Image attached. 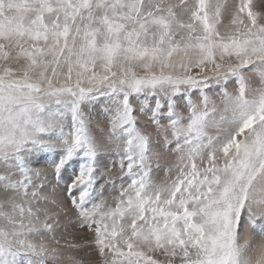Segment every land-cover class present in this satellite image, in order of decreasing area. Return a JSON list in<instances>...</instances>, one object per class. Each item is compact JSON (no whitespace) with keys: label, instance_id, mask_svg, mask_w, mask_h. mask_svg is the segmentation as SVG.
Here are the masks:
<instances>
[{"label":"snow or ice","instance_id":"obj_1","mask_svg":"<svg viewBox=\"0 0 264 264\" xmlns=\"http://www.w3.org/2000/svg\"><path fill=\"white\" fill-rule=\"evenodd\" d=\"M0 264H264L254 0H0Z\"/></svg>","mask_w":264,"mask_h":264},{"label":"rangeland","instance_id":"obj_2","mask_svg":"<svg viewBox=\"0 0 264 264\" xmlns=\"http://www.w3.org/2000/svg\"><path fill=\"white\" fill-rule=\"evenodd\" d=\"M254 4L257 6V9L258 10H261V11H264V0H254ZM115 158H110V159H105L104 161H102V163L104 164H107V166L109 168H112L113 167V164H112V161L114 160ZM118 164L116 165V170L118 171ZM162 175V174H161ZM257 243H259V238L257 236Z\"/></svg>","mask_w":264,"mask_h":264}]
</instances>
